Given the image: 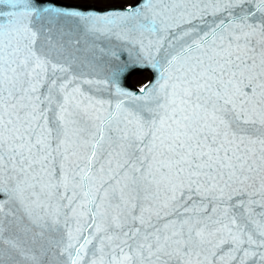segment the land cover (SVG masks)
<instances>
[{"label": "snow or ice", "instance_id": "obj_1", "mask_svg": "<svg viewBox=\"0 0 264 264\" xmlns=\"http://www.w3.org/2000/svg\"><path fill=\"white\" fill-rule=\"evenodd\" d=\"M99 2L0 0V264H264V0Z\"/></svg>", "mask_w": 264, "mask_h": 264}, {"label": "water", "instance_id": "obj_2", "mask_svg": "<svg viewBox=\"0 0 264 264\" xmlns=\"http://www.w3.org/2000/svg\"><path fill=\"white\" fill-rule=\"evenodd\" d=\"M92 55L97 64L99 79L111 78L114 72H121L123 70V74L118 77L121 87L137 94H139V90L130 86L129 80L132 76L149 71L152 75L150 82L154 80V73L151 68L145 70L142 67H133V65L143 64L144 61L137 57L136 50L121 41H105L95 49ZM125 65L128 66L127 70H124ZM101 88L103 89V86ZM102 94L107 96L106 91H103Z\"/></svg>", "mask_w": 264, "mask_h": 264}]
</instances>
